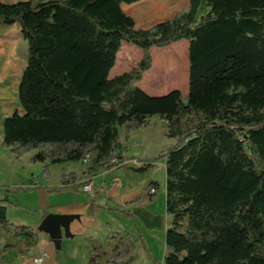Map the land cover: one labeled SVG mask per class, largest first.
Instances as JSON below:
<instances>
[{"label": "trees", "instance_id": "trees-1", "mask_svg": "<svg viewBox=\"0 0 264 264\" xmlns=\"http://www.w3.org/2000/svg\"><path fill=\"white\" fill-rule=\"evenodd\" d=\"M139 1H0V22L20 23L28 43L23 113L5 119L2 146L16 160L42 163L47 180L54 165L86 162L48 191L76 189L135 158L126 154L132 133L160 118L176 142L130 168L143 175L166 159L164 264H264V0H188L187 10L137 29L124 5ZM181 40L189 42L185 98L179 89L151 95L134 84L151 68L152 47ZM124 41L143 57L110 78ZM38 186H0V242L17 238L0 246V264L37 246L36 229L13 222L8 205L12 194ZM160 186L148 180L129 204L152 202ZM140 244L127 230L92 239L86 264H134Z\"/></svg>", "mask_w": 264, "mask_h": 264}, {"label": "rangeland", "instance_id": "rangeland-1", "mask_svg": "<svg viewBox=\"0 0 264 264\" xmlns=\"http://www.w3.org/2000/svg\"><path fill=\"white\" fill-rule=\"evenodd\" d=\"M40 2L41 0H34ZM125 11L131 15L136 21L137 29H147L153 26L154 23L166 20L172 16L185 11L188 9V0H140L139 2L133 4H125ZM20 48L22 49L26 43L23 38ZM24 41V42H23ZM188 40H181L179 42L172 43L168 46L157 47L154 46L151 49V58L152 65L151 68L146 70L143 73L142 79L134 82L143 90L151 95H162L173 89L181 90L183 97L185 98L188 93V77H189V58H188ZM143 57V50L137 45L129 42H123V45L118 52L117 61L113 67L110 78H113L117 75H120L126 71H129L133 68H136ZM182 58L185 59V65L183 68H180V62ZM166 121L161 120L160 118H153L151 126L148 128H142L134 132V138L132 144L129 145L130 154L137 155L136 158H153L159 156L162 151L167 150L173 143L174 139H170L166 136ZM145 140L142 139L141 135L145 134ZM176 141V140H175ZM158 162V161H156ZM137 164V163H136ZM86 167V162H74V163H65L52 166L53 176L51 180L45 179L48 185H56L59 183V178L63 172L76 171L78 173H83ZM42 168V166H41ZM107 172V171H105ZM157 174V175H156ZM123 175H130L135 177V181L138 182L146 176L157 179L161 183L160 190L158 192V200L156 202V212L166 215V173L156 172L151 169L148 173L143 175H138L132 168H130L128 163H125L124 166L113 172L107 173L106 182L109 187L112 186V183L115 181H120ZM31 180V175H29ZM127 186V185H125ZM135 186V185H133ZM120 195L116 199L117 203H113L118 208H127V209H136L134 206L123 205L128 196L132 197V191L129 188H123L120 186ZM128 187V186H127ZM135 188H137L135 186ZM140 190L142 186L139 183ZM84 192L87 193L86 188H83ZM143 191V190H142ZM91 195L94 194V188L88 192ZM102 195L103 192H100ZM35 195V196H33ZM138 196V195H137ZM136 196V198H137ZM133 198V197H132ZM15 204L18 203L17 207L14 205L10 206L9 217L16 224L22 225H31L33 226L38 234L37 244L40 248L47 246L49 240L54 243L49 232L41 228V222L44 217L50 213H53L55 207H45L38 202L41 200L40 196L36 193H20L17 196L13 197ZM60 200L59 198H56ZM98 206V212L95 213V221L93 223L94 229L91 232V235L94 239L99 241H107L108 238L120 231L125 230L130 231L138 236H141L143 241L146 242V246L150 249V252L154 255V264H164V253L161 256L160 252V243L165 246L166 238V229L170 220V216L166 217L164 220L165 228L164 229H155L150 231L146 229L143 225V221L136 217L130 219L124 213L118 210H111L107 208L104 199L101 197L94 198ZM112 204V203H111ZM42 216V220H40ZM110 222L111 225H105V222ZM120 228V230H118ZM118 230V231H117ZM71 233L68 235L63 229L62 237L60 244L54 243L56 250L58 251L59 258L68 259L69 257L76 258L77 264H83L86 261V252L78 253L75 251L73 245L68 244V237H71ZM49 238V239H48ZM16 242L17 238L13 234H7L5 239L1 241V245L5 242ZM157 241L160 242L157 244ZM91 244V239L88 240ZM77 254L80 258L77 259ZM84 254V255H83ZM139 263L145 261V250H143L142 245L140 244L137 249ZM85 259L82 260V258ZM82 260V261H81Z\"/></svg>", "mask_w": 264, "mask_h": 264}, {"label": "crops", "instance_id": "crops-1", "mask_svg": "<svg viewBox=\"0 0 264 264\" xmlns=\"http://www.w3.org/2000/svg\"><path fill=\"white\" fill-rule=\"evenodd\" d=\"M1 2L6 3H14L18 1H27V0H0ZM175 16V15H174ZM173 17V16H172ZM171 17V18H172ZM170 19V18H168ZM167 20V19H166ZM155 24V23H154ZM153 24V25H154ZM152 27V26H151ZM22 26L20 23H14L11 25L4 24L0 22V186L4 187H32L34 185H39L34 190L28 192H20V193H36L40 196L41 200L38 202L45 207H55L53 213L57 214H71L75 215V218L70 223V233L71 237H68V244L73 245L75 247V251L81 255V253L86 252V261L83 264H86L90 252V243L88 242L89 239H94L91 235V232L95 228L93 223L95 221V213L98 212V206L94 198L101 197L104 199V202L107 205L108 209L115 210L116 207L113 203H117L116 199L120 195V186L123 188H129L132 191V197L128 196L123 205H130L129 203L132 201L138 200L142 195V190L144 184L150 180L155 178H150L145 175L144 178L139 180L138 182L135 181V177L130 175H123L120 181H115L112 183V186L109 187L108 183L106 182L107 173L113 172L115 170H110L105 172L101 171L97 176L93 178V188L94 194L91 195L90 193H85L83 188H76V189H67L63 191H48V188L57 187L59 183L52 186L48 185L46 178L42 176L43 164L36 163V164H27L25 162L26 156L22 157L21 160H16L14 155L6 148L2 146V141L4 137V122L5 119L11 116L15 111H19L23 113V109L20 103L19 98V86L23 76V73L27 67V60H28V43L26 41L24 47L21 49L20 44H22V36H21ZM24 42V41H23ZM189 48V45H188ZM137 85V84H136ZM167 125V123H166ZM135 132V131H134ZM134 132L131 135V141L129 145L132 144V140L134 138ZM145 134L141 135L142 139L145 140ZM167 132V128H166ZM176 141L173 140V143ZM128 156L139 157L137 155L130 154L129 152L126 153ZM133 158L129 160L127 163L129 166L137 165L135 163L136 159L140 158ZM42 166V168H41ZM121 169V168H120ZM166 159H162L161 161L154 163L153 170L156 172H164L166 173ZM62 174V173H61ZM29 175L35 176V181L33 177L29 178ZM157 175V174H156ZM61 177V175H60ZM52 179V178H51ZM50 179V180H51ZM155 180H158L155 179ZM166 184H167V174H166ZM139 183L142 186V190H140ZM127 185V186H125ZM135 185L137 188H135ZM162 187V185H161ZM161 189V188H160ZM100 192H103L102 195ZM159 192V191H158ZM157 192V197L152 201L144 205H131L134 206L136 209H127V208H119V209H127L133 213V218L139 217L143 221V225L146 229L150 231H154L155 229H164L165 222L164 220L168 217H164L163 214H159L156 212V202L159 198ZM12 194L10 197L11 204L8 205V213L10 210V206H20V204L16 203L13 199L14 196L19 195ZM138 195V196H137ZM35 196V195H33ZM137 196V198H136ZM59 198L60 200H57ZM112 203V204H111ZM167 212V210H166ZM9 216V214H8ZM10 218V217H9ZM11 219V218H10ZM40 220H42V216H40ZM111 225L110 222H105V225ZM108 229V227H107ZM120 230V228H118ZM117 230V231H118ZM167 230V229H166ZM49 239V238H48ZM104 241V240H103ZM105 242V241H104ZM47 246L40 248L39 245L30 252L29 255L26 256H19L17 254H12L10 257V261L7 264H77L76 258L69 257L68 259H61L59 258L58 251L52 241L49 240ZM160 243L157 241V244ZM0 242V246H1ZM142 248L145 250V261L139 263V259L137 258L134 264H154V255L150 252V249L146 246V242L143 241ZM160 252L161 256L164 253V258L166 254V247L160 243ZM84 255V254H83ZM138 255V254H137ZM77 259L80 258L77 254ZM85 257L82 258L85 259ZM81 260V261H82Z\"/></svg>", "mask_w": 264, "mask_h": 264}, {"label": "water", "instance_id": "water-1", "mask_svg": "<svg viewBox=\"0 0 264 264\" xmlns=\"http://www.w3.org/2000/svg\"><path fill=\"white\" fill-rule=\"evenodd\" d=\"M163 95V94H162ZM189 103L186 102V106ZM75 218V215L71 214H57L50 213L44 217L41 222V228L50 233L52 239L56 244H60L63 229L66 234H70V223Z\"/></svg>", "mask_w": 264, "mask_h": 264}, {"label": "built area", "instance_id": "built-area-1", "mask_svg": "<svg viewBox=\"0 0 264 264\" xmlns=\"http://www.w3.org/2000/svg\"><path fill=\"white\" fill-rule=\"evenodd\" d=\"M135 163H139L137 160L135 161ZM93 186L92 185H89V186H86L85 188H86V191H90L91 190V188H92ZM155 190H153V192H154ZM0 196H1V194H0Z\"/></svg>", "mask_w": 264, "mask_h": 264}]
</instances>
